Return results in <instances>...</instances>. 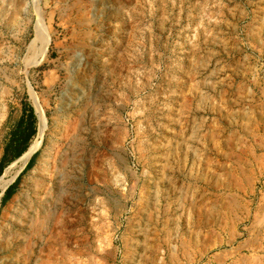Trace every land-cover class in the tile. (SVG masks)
Returning a JSON list of instances; mask_svg holds the SVG:
<instances>
[{
	"label": "rangeland",
	"instance_id": "obj_1",
	"mask_svg": "<svg viewBox=\"0 0 264 264\" xmlns=\"http://www.w3.org/2000/svg\"><path fill=\"white\" fill-rule=\"evenodd\" d=\"M24 107L0 264H264V0H0Z\"/></svg>",
	"mask_w": 264,
	"mask_h": 264
},
{
	"label": "trees",
	"instance_id": "obj_2",
	"mask_svg": "<svg viewBox=\"0 0 264 264\" xmlns=\"http://www.w3.org/2000/svg\"><path fill=\"white\" fill-rule=\"evenodd\" d=\"M35 133L36 116L34 114V111L32 107H24L22 114L19 120L17 121L16 125L14 126L13 130L11 131L7 143L5 145L2 163L4 161H7L10 164L15 159L20 157L28 149L31 143L30 140L35 135ZM34 156L35 155H33L29 159L28 163L25 166V170L29 169L32 166ZM19 179L20 175L16 178L15 182L12 185L7 187L1 198V203H4L10 197V194Z\"/></svg>",
	"mask_w": 264,
	"mask_h": 264
},
{
	"label": "bare ground",
	"instance_id": "obj_3",
	"mask_svg": "<svg viewBox=\"0 0 264 264\" xmlns=\"http://www.w3.org/2000/svg\"><path fill=\"white\" fill-rule=\"evenodd\" d=\"M36 30H37V35L45 41L46 40V32L43 29L42 24L38 23L36 25ZM32 152H33V150L31 149V151L29 153L25 154V156L23 158L18 159L15 162L10 164L9 171H11V173L9 174V177L0 180V187L2 189L7 187L10 184V182H12L14 180V178L19 174V172L22 169V166L28 160V158L30 157Z\"/></svg>",
	"mask_w": 264,
	"mask_h": 264
}]
</instances>
